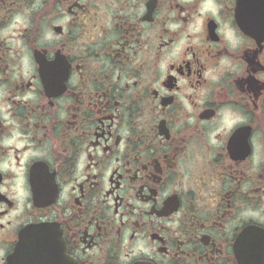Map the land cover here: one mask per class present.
<instances>
[{
	"label": "flooded vegetation",
	"instance_id": "obj_1",
	"mask_svg": "<svg viewBox=\"0 0 264 264\" xmlns=\"http://www.w3.org/2000/svg\"><path fill=\"white\" fill-rule=\"evenodd\" d=\"M0 264H264V0H0Z\"/></svg>",
	"mask_w": 264,
	"mask_h": 264
},
{
	"label": "water",
	"instance_id": "obj_2",
	"mask_svg": "<svg viewBox=\"0 0 264 264\" xmlns=\"http://www.w3.org/2000/svg\"><path fill=\"white\" fill-rule=\"evenodd\" d=\"M24 248H25V246H23V245H22V246H20V249H21V250H23Z\"/></svg>",
	"mask_w": 264,
	"mask_h": 264
}]
</instances>
